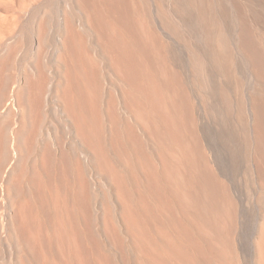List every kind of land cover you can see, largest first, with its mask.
Wrapping results in <instances>:
<instances>
[{
  "label": "bare ground",
  "instance_id": "obj_1",
  "mask_svg": "<svg viewBox=\"0 0 264 264\" xmlns=\"http://www.w3.org/2000/svg\"><path fill=\"white\" fill-rule=\"evenodd\" d=\"M0 264H264V0H0Z\"/></svg>",
  "mask_w": 264,
  "mask_h": 264
}]
</instances>
